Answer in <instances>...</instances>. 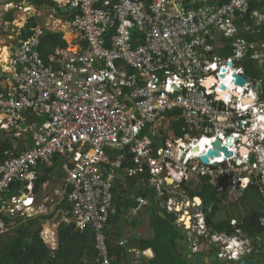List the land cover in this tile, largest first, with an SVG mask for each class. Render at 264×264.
<instances>
[{
    "label": "built area",
    "instance_id": "1",
    "mask_svg": "<svg viewBox=\"0 0 264 264\" xmlns=\"http://www.w3.org/2000/svg\"><path fill=\"white\" fill-rule=\"evenodd\" d=\"M64 2L78 33L77 47H57L47 64L38 51L43 33H36L20 39L7 62L13 87L0 93V112L11 118L43 113L48 121L32 131L31 147L0 153V200L15 183H28L32 192L34 170L63 156L72 219L80 231H93L99 264H113L116 242L108 226L116 172L126 152L134 155L129 174L146 169L160 197L165 180L182 185L195 178L228 200L251 188L264 194V100L251 83H236L237 76H245L233 68L248 54L264 66V43L237 39L229 58L216 55L211 46L214 32L238 38V17L244 19L263 0H229L221 7L190 10L169 9L176 0ZM176 111L179 116L167 119ZM176 118L188 130L184 137L173 130L157 146L145 133L148 128L159 133L168 125L172 130ZM250 128L258 138L247 142ZM217 140L234 157L220 152L205 164L201 157ZM11 202L8 213L14 215L32 200L14 197ZM174 205L170 200L166 207L173 212ZM194 220V231L208 238L204 214L196 212ZM260 224L264 227V216ZM6 231L9 226L0 217V234ZM235 233L231 238L242 235L239 229ZM229 238L212 236L214 243H222L220 259H235L231 246L224 245Z\"/></svg>",
    "mask_w": 264,
    "mask_h": 264
},
{
    "label": "crops",
    "instance_id": "2",
    "mask_svg": "<svg viewBox=\"0 0 264 264\" xmlns=\"http://www.w3.org/2000/svg\"><path fill=\"white\" fill-rule=\"evenodd\" d=\"M64 1L65 0H54V3L56 4L55 7L48 5L34 4L30 0H8V1L0 2V93H6L9 90H11L13 87L12 74L7 69V62L10 59V57H12L13 54L16 52L19 40L23 38V36L19 35V31L24 29L28 19L37 17V16L31 17L32 14L28 15L27 12L25 11L27 8H31V5L38 7V13H37L38 17L34 18L35 21L37 22V27L35 28L36 33H43L44 31L63 33L64 39L67 41L68 46L74 48L77 47L74 44L75 42L76 43L78 42L75 41L78 37V33L74 31L71 27H68L66 30H63L62 26H60L57 29L51 27L52 25L59 23L57 21L58 18L65 19L67 25H70L68 18L69 16L71 17L70 15L71 12L69 11V8L66 7ZM176 1L179 2L181 0H176ZM216 1L217 0H191L190 3H187L185 2V0H183L182 3H184L187 6L196 8L198 5H205V4L212 5V3ZM14 3H18V5L15 8L13 6ZM50 7H52L54 10L57 11L61 9H67V12L58 15L54 10H50L49 9ZM9 11L13 12L12 22H8L5 19ZM258 14L257 17L256 16L252 17L255 20L254 26L249 24L240 26L238 24L240 28L239 35L241 33L254 34L256 32L255 27H259L262 24H264V10L263 12L258 10ZM27 16H30V18L27 19ZM43 19L46 22V24H43V26H41L40 22H44ZM62 19H59V21L60 22L62 21L63 23ZM15 24L17 25L21 24V26H16ZM59 25L61 24L59 23ZM69 34L73 37L71 42H68L67 40ZM239 35H238V39H239ZM240 40H244V39L240 38ZM81 44L83 45V47H86V44L84 42ZM233 44L235 43H231L232 48H233ZM211 46L216 55L225 58L221 56L220 53L222 51L227 50V48L229 47L227 43L223 42L221 45L211 44ZM232 50H233L232 52L233 55L234 48ZM4 53H6V56L1 57V54ZM44 60L48 64L49 56L47 58H44ZM247 61H252V63L256 66L257 71L258 72L260 71V74L258 73L257 76H254L253 75L254 72L252 71V68H248L247 71L246 68ZM235 65L243 70L244 76L249 80L253 88L256 84H260L259 95L261 99L264 100V66H261L260 62L254 59L252 60L243 59L242 61L238 62ZM172 116H176V115H172ZM172 116L168 117V115H166L167 119ZM47 121H48V116L43 113L30 112L29 118H27V116L24 114H21L15 118H11L0 112V130L3 131V133H0V143L5 141L6 139H10V142L12 144L11 150H13L15 153H19L21 150L32 146V131L38 127L43 126L45 123H47ZM168 122L169 120L165 121V123ZM145 133H149V137L151 138V140L152 138H154L156 141L159 142L158 139L166 138V136H168L169 133L173 134V129L171 130V127H169L168 125V127L162 128L161 131H159V133L157 131H154L152 128H148L147 130H145ZM114 154H118V153H114ZM64 159L65 158L63 156H60L58 160L57 158H55L52 164L38 166V168L34 170L35 177L33 180L32 192H29L26 188L28 183H15L10 189V191L5 193L3 199L0 200V217L3 218L4 221L5 219H7V222H9V224L7 225L9 226L11 231L14 232V229L17 228L18 226L17 222L26 224L31 220H35L36 222H38L37 229H40V236L42 240L45 241L48 248H50L51 250H56L58 248V243H59L58 230L61 227V225H66V227H68L69 225L72 224L74 225L76 231H80L77 228L70 213L71 205L67 197L71 190V186L67 183L66 175L62 169V162L64 161ZM125 163H126V159L123 161L121 168L116 172V177H115L116 179L114 182L115 202L113 203V207L111 210V216L108 226V234L112 236L116 242L112 246V248L116 246H120L128 250L126 264H148V262L154 257V253L152 249L141 251L139 248L142 245L143 240H148L152 238L154 235L152 222H154L155 219L152 217V214H154L155 212V207L149 201L148 198L146 199L142 197V195H137V192H139L141 188L145 190L146 186H148V188L152 189L154 194L156 193L151 184L150 176L146 171V169L144 170V173H136L134 175H130L129 169L133 168V166L131 164V166L125 167L124 166ZM127 176L143 177V179L141 178V181H139V183L137 184L138 186L137 189L128 185V183L126 182ZM39 180H41V184L39 186V189H37L36 184L37 181ZM196 180H197L196 178L193 179L194 182ZM181 186L182 185H178L171 180H165L163 196L160 197L156 194V197L159 200H161L160 209L156 211L159 214L158 216L164 218L166 217L165 215H168L170 220L175 225L186 230V224L184 223V217H186V213L203 212L201 209V205L203 204V201L200 197H193L192 199H190ZM172 189L179 191V192L176 191L175 197H173L172 191H170ZM257 190L258 188L256 189L251 188L249 190L242 191L240 195L243 194L245 195L246 193L249 192H252L256 195L258 193L262 194L261 192H259V190L258 191ZM14 197L22 198L23 200L30 198L33 200V204L30 206L29 205L25 206L23 210L12 215L8 212H9V208L13 207L11 200ZM166 197L168 198V202L172 200L175 203L173 212H170L166 207L168 203L167 201L166 203L164 202ZM139 198L144 199L145 204L139 203L137 201V199ZM196 198H199L201 200V203L199 202L198 204V201L195 200ZM129 203H132L133 205L131 206ZM248 206L254 207L252 204H248ZM162 207L165 208V210L164 209L162 210ZM167 212L169 214H167ZM172 214L176 216L177 218L176 221L173 220ZM234 220L238 222L236 218H234ZM186 231L190 232L188 230ZM90 232H91L90 235H92V237L94 238L93 231L91 230ZM194 241L198 246V252H199L203 248L202 247L200 248L199 246L200 243L196 238ZM120 242H124V243L120 244ZM184 245H186L187 248L191 249V242L189 240V237H187V241L183 243V246ZM183 250L185 251L184 248ZM199 254H201V256L204 259L207 257L206 253L204 252Z\"/></svg>",
    "mask_w": 264,
    "mask_h": 264
},
{
    "label": "trees",
    "instance_id": "3",
    "mask_svg": "<svg viewBox=\"0 0 264 264\" xmlns=\"http://www.w3.org/2000/svg\"><path fill=\"white\" fill-rule=\"evenodd\" d=\"M34 4L38 5H48L55 7L56 4L54 0H30ZM191 0H185V2L190 3ZM229 0H217L213 2L212 5L216 7H221L226 4ZM257 5V7H256ZM253 6L250 12L245 16L244 19H237V23L240 26L253 25L255 20L253 17V12L255 9H259L261 12L264 10V0L261 3H257ZM197 6V5H196ZM256 7V8H255ZM69 16V15H68ZM69 16V20L71 21ZM6 21H13V12L9 11L5 17ZM37 27V22L34 18L28 19L26 26L22 31L23 38H29L34 35L35 28ZM254 34L241 33L239 39L243 38L247 43H264V24L259 27H255ZM238 39V38H237ZM233 39H226L219 37L216 45H221L223 42L227 43L229 47L227 50L222 51L221 56L227 58L232 55L233 48L231 46ZM68 46L67 41L64 39V34L59 32H49L44 31L40 38V46L38 51L44 58H47L50 53H52L57 47L66 48ZM247 71L248 68H252L254 72L253 75L257 76L258 72L256 66L252 61H247ZM257 71V72H256ZM176 115L179 116V112H172L168 114L169 116ZM185 124L181 118L172 121V128L174 130L176 137H184L188 130L184 129ZM0 133H3L0 130ZM12 144L10 139L0 143V153L4 150H11ZM126 163L124 166L129 167L134 161V155L130 152H126ZM59 157L57 158V160ZM58 162V161H57ZM141 176L128 177L126 182L129 186L137 189V184L141 181ZM146 179V178H144ZM41 180L37 181L36 188L39 189ZM182 189L186 192L187 196L192 199L193 197H200L203 201L201 209L205 215L207 227L210 229L211 234L215 233L230 235L231 231L234 230L231 226L232 220H234L235 215H229L223 220L220 218V211L223 208L224 203L227 201V196H219L213 187L206 184L203 180L192 181L187 184H182ZM256 189V188H253ZM116 190V188H115ZM258 191V190H257ZM137 195H142L144 198H148L149 201L154 205L155 212L152 217L155 219L152 222V227L154 229V235L148 240H143L140 246L141 251L147 249H152L154 257L148 262V264H201L200 259L195 260V254L192 250L184 251L183 243L187 241L186 233L187 231L181 227L175 225L169 218L168 215L162 218L158 216V210L160 209L161 200L156 197V194L151 188L146 186V189L142 188L137 192ZM257 196L264 203V197L261 194ZM168 202V198H165V203ZM115 202V199H114ZM245 207V209L250 210L246 213L244 220L237 222V227L242 231L244 237L249 238L253 241L256 246L257 242L261 246L259 252H253L254 259L255 256L264 255V227L260 225V218L264 216V205L262 209L257 207L248 206L244 200H239ZM131 206L132 203H129ZM157 210V211H156ZM119 212V209H118ZM7 222V219H5ZM17 228L14 229V235L8 237L7 235H0V264H99L100 258L97 251L94 248V238L92 237L91 230L87 231H76L74 225H61L58 230V248L56 250H51L48 248L45 241L42 240L40 236V229H37L38 222L31 220L30 222L23 224L17 222ZM260 238L261 241L258 239ZM90 239V240H89ZM263 243V244H261ZM127 253L123 247L116 246L111 250V256L114 257L112 260L113 264H126L127 263ZM189 255H193L190 259ZM198 256V255H197ZM204 263V262H203ZM215 264V262H214ZM225 264V263H224Z\"/></svg>",
    "mask_w": 264,
    "mask_h": 264
},
{
    "label": "rangeland",
    "instance_id": "4",
    "mask_svg": "<svg viewBox=\"0 0 264 264\" xmlns=\"http://www.w3.org/2000/svg\"><path fill=\"white\" fill-rule=\"evenodd\" d=\"M4 1H8V0H0V2H4ZM16 2H18V1H16ZM35 10H36V12H35ZM25 11L27 12L28 15L32 14L31 17H33V16H37L38 17V14H37L38 13V7L37 6H32L31 5V8H27ZM37 17H34V18H37ZM28 18H30V16H27V19ZM59 19H62V18H58L57 19V21L61 25H59V23H56L54 25L51 24L52 26L51 25L50 26L54 27L55 29L59 28L60 26L66 27V28H63V30H66L68 27H71V25H67V23L65 22V19H62L63 23H62V21L60 22ZM43 21H44V19H43ZM43 24H46V22L45 21L44 22H40L41 26H43ZM15 25L16 26H21V24H19V25L15 24ZM70 36H71L70 34L68 35V37L66 36L68 42H71V40L73 39V37L72 36L70 37ZM170 191H172L173 197H175V193H176L177 190L172 189ZM177 192H179V191H177ZM261 195L263 196V194H261ZM239 200H244V202L247 205L248 204H252L254 207H257L258 209H262V207H263L262 201L260 200V198L256 194H254L252 192H249V193H246L245 195L244 194L240 195L239 193H237V195L231 196L230 199L224 203L223 208L221 209L222 211H220V215H221L220 218L222 220L224 218H226L227 216L232 215V214L235 215V218L238 221L244 220V217H245L246 213L248 211H250V210L245 209L244 205L242 203H240ZM163 209L165 210V208L162 207V210ZM167 214H169V213L167 212ZM61 216H62V213H61ZM194 224H195V222H194ZM3 234L7 235L8 237H10V236H12L14 234V232L9 230V231L4 232ZM190 235H191L190 232L186 233V237H190ZM218 235H220V234H218ZM221 235H224V234L222 233ZM258 239L261 241L260 238H258ZM206 242L209 243L208 241H206ZM226 242L230 243L232 246H233V244L234 245L236 244L235 247H233V249H232V255L237 254L238 256L235 255L236 259L227 260L225 262H222V261L218 262L217 261V262H215V264H224L226 262L230 263V264H241L242 261H247V262H250V263L253 262V261H256L259 264H263L264 263V258L262 256H260V257L259 256H255L253 261H251L252 258H250V257H253L254 247H253L251 241L248 242V239H246V238L244 239L241 235L240 236L238 235V239H235V241H231V239L229 238L228 240H225V243ZM261 244H263V243H261ZM184 247H185V251L191 250L190 248H187L186 245H184ZM217 248L218 249H222L221 246H220V248L219 247H217ZM223 248H225V247H223ZM256 248L258 250L261 249V246L259 245L258 242L256 244ZM190 256L191 255L188 256L189 259H190ZM198 258L200 259V261H201L200 263L201 264H206L205 259L199 253L195 254V260L198 259Z\"/></svg>",
    "mask_w": 264,
    "mask_h": 264
},
{
    "label": "water",
    "instance_id": "5",
    "mask_svg": "<svg viewBox=\"0 0 264 264\" xmlns=\"http://www.w3.org/2000/svg\"><path fill=\"white\" fill-rule=\"evenodd\" d=\"M18 5V3H14L13 6L14 8ZM47 7V6H46ZM50 10H54L52 7L49 8ZM58 15L66 13L67 9H61L59 11L54 10ZM71 15V14H70ZM222 77H225L224 75ZM247 82V79L243 78L242 76H237L236 77V83L240 86H244ZM255 90L259 91L260 90V85L255 86ZM152 141L154 144L159 146V142L156 141L154 138H152ZM232 145V138L230 139V142L228 143V146ZM214 149L210 150L205 156L202 157V161L205 164H209V161L211 158H214L215 156H220V152H223L226 157H234V153L230 152L227 147H222L221 142L217 140L216 142L213 143ZM198 150V149H197ZM196 201H199L201 203V200L199 198L195 199ZM185 220L192 219L191 212L186 213ZM172 218L174 221H176V216L172 214ZM184 220V223L186 224V230L191 231L192 230V222H187ZM194 238H196L199 241L200 248L202 247L203 249L199 251V253H206L207 257L205 258L206 264H213L217 260V255H211V250L213 249L210 243H207L202 237H200L196 232H194ZM206 249V250H205ZM192 257V255L190 256ZM230 264V263H227ZM241 264H245V261H242ZM252 264H258L257 262H254ZM264 264V263H263Z\"/></svg>",
    "mask_w": 264,
    "mask_h": 264
},
{
    "label": "clouds",
    "instance_id": "6",
    "mask_svg": "<svg viewBox=\"0 0 264 264\" xmlns=\"http://www.w3.org/2000/svg\"><path fill=\"white\" fill-rule=\"evenodd\" d=\"M28 190V189H27ZM29 191V190H28ZM113 194H114V190H113ZM25 200H32V199H30V198H28V199H25ZM24 200V201H25ZM114 203V202H113ZM27 205H25V206H30V205H32L33 204V200H32V203H30V204H28V202L26 203ZM201 213H203V212H201ZM194 214H195V212H192L191 213V216H192V218L194 219ZM204 214V213H203ZM205 216V215H204ZM206 220V219H205ZM233 221V220H232ZM196 223V222H195ZM7 224V223H6ZM236 224H237V222H236ZM207 225V224H206ZM261 225V224H260ZM231 226H232V228L234 229V230H232L231 231V234L230 235H227V234H224L225 236H227V237H229L230 236V239H231V241H235V238H231L234 234H236L235 233V231L237 230V229H239L238 227H237V225L236 226H233L232 225V222H231ZM208 228V227H207ZM10 230V229H9ZM240 230V229H239ZM208 231H209V236H208V238H205V237H203V236H201V235H199L196 231H194V222H192V230L190 231L192 234L190 235V237H189V240H190V242H191V250L193 251V253H199L198 252V246H197V244L195 243V238H194V232H196L200 237H202L205 241H208L210 244H211V246L212 245H216V247H219L220 248V246H222V243H219V242H217V243H214L213 241H212V236H222L220 233H215L214 235H212L211 234V231H210V229L208 228ZM241 231V230H240ZM242 232V231H241ZM218 234H220V235H218ZM0 235H4V234H0ZM244 239L246 238V237H244V235H243V233H242V235H241ZM246 239H248V242L249 241H251V243H252V245H253V247H254V251L253 252H259V250L256 248V246L254 245V243H253V241L251 240V239H249V238H246ZM194 244H196V246H197V251H194L193 249H194ZM224 245H230L231 246V253H232V249H233V246L230 244V243H228V242H226V243H224ZM200 246V245H199ZM249 247V246H248ZM221 249H219V251H220ZM219 251L217 252V260L216 261H222V262H225V261H227V260H230V259H220L219 257H218V255H219ZM263 253H264V251H263ZM260 257V256H259ZM262 257L264 258V255H262ZM251 258V257H250ZM235 259H236V257H235ZM239 259V258H238ZM240 260V259H239ZM215 261V262H216ZM251 261H253V259H251ZM245 262H247V261H245ZM254 262H256V261H253V262H251V263H254ZM248 263H250V262H248ZM213 264H214V262H213ZM225 264H227V262L225 263ZM259 264V263H258Z\"/></svg>",
    "mask_w": 264,
    "mask_h": 264
},
{
    "label": "bare ground",
    "instance_id": "7",
    "mask_svg": "<svg viewBox=\"0 0 264 264\" xmlns=\"http://www.w3.org/2000/svg\"><path fill=\"white\" fill-rule=\"evenodd\" d=\"M174 8H181V9H186V10H190V9H193V7L191 6H187L185 5L184 3H179V2H174L171 4V6L169 7V9L173 10ZM65 28V27H63ZM214 37L215 39L211 42V44H215L218 40L219 37H223V38H226V39H233L232 43H236L237 42V38H229V37H226L224 36L223 34H217V32H214ZM263 43V42H261ZM6 56V53L4 54H1V57H5ZM245 60L249 59V60H252V56L250 54H248L247 56H245L244 58ZM7 61V60H6ZM237 66L235 65V67L233 68H236ZM238 68V67H237ZM243 77V76H242ZM245 79H247L246 77H243ZM246 83H250L249 80L247 79V82ZM256 85H260V84H256ZM255 85V86H256ZM209 86V84H208ZM227 92V90H225ZM237 94V93H236ZM257 96V94H256ZM251 132H250V136H247L245 139L246 141L248 142L251 138L252 139H255V138H258V131H253L252 128H250ZM261 133H264V130L261 131ZM249 135V134H248ZM262 146L264 147V142L262 143ZM242 150L246 151V148H242ZM203 157V156H202ZM201 157V159H202ZM198 204H199V201H198ZM184 218H187V217H184ZM185 220V219H184ZM187 222H191L190 219L188 220H185ZM236 245V244H235ZM235 245L233 244V247H235ZM234 255H237V254H234ZM238 256V255H237ZM245 264H252V263H248V262H245Z\"/></svg>",
    "mask_w": 264,
    "mask_h": 264
},
{
    "label": "flooded vegetation",
    "instance_id": "8",
    "mask_svg": "<svg viewBox=\"0 0 264 264\" xmlns=\"http://www.w3.org/2000/svg\"><path fill=\"white\" fill-rule=\"evenodd\" d=\"M258 99H260V100H262L261 99V97H260V95L259 94H257V96H256ZM246 141V140H245ZM195 220L192 218L191 219V222H194ZM212 250L210 251L211 252V255L210 256H212V255H216L217 254V252L219 251V249L215 246V245H212ZM217 262V261H216ZM219 262V261H218Z\"/></svg>",
    "mask_w": 264,
    "mask_h": 264
}]
</instances>
